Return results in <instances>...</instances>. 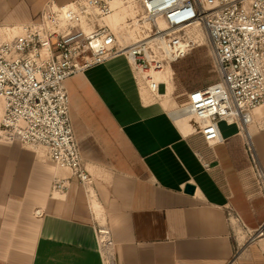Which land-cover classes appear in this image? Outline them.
I'll return each instance as SVG.
<instances>
[{"label":"crops","instance_id":"crops-1","mask_svg":"<svg viewBox=\"0 0 264 264\" xmlns=\"http://www.w3.org/2000/svg\"><path fill=\"white\" fill-rule=\"evenodd\" d=\"M73 1L0 0V24L38 21L47 4ZM65 86L93 194L76 178L65 193L52 191L62 171L19 143L0 144V264H102L94 209L112 232L117 264H264V239L248 244L246 232L264 225V197L236 125L221 122L233 130L213 148L186 135L164 102H147L144 90L147 104L140 100L124 57ZM263 122L264 106L250 126L264 163Z\"/></svg>","mask_w":264,"mask_h":264},{"label":"built area","instance_id":"built-area-1","mask_svg":"<svg viewBox=\"0 0 264 264\" xmlns=\"http://www.w3.org/2000/svg\"><path fill=\"white\" fill-rule=\"evenodd\" d=\"M111 3L75 0L59 6L51 2L38 21L0 24L4 108L0 144L45 149L57 168L70 173L64 179L55 178L53 190L65 193L76 178L90 195L92 179L74 132L66 81L124 57L136 85L158 93L162 87L155 74L199 46L185 31L200 28L207 35L219 80L188 96L192 136L213 148L225 142L220 123L236 125L264 197V163L250 131L254 113L264 106V0H140L142 14L124 23L125 30L135 35L129 45L108 23L114 13ZM198 157L210 170L207 159L200 153ZM95 232L102 264H117L109 227L96 225ZM246 232L247 243L253 244L264 238V225Z\"/></svg>","mask_w":264,"mask_h":264},{"label":"rangeland","instance_id":"rangeland-1","mask_svg":"<svg viewBox=\"0 0 264 264\" xmlns=\"http://www.w3.org/2000/svg\"><path fill=\"white\" fill-rule=\"evenodd\" d=\"M112 6L115 9V14L113 15L111 22H108L112 29L116 32L119 39L123 42L124 41L120 33L123 32L126 39L128 41H135V35L131 31H126L124 23L128 18H134L138 15L142 14L140 0H111ZM115 1V2H114ZM186 35L194 40V42L199 43V46L196 47L185 59L174 63L167 71L166 76H162V80L166 83V85L162 86L160 94H152L147 88L143 86H137V95L142 100L144 104L143 98V90L144 92L150 94L151 97L145 98V100L149 103L152 102H164L168 108H170L174 113L181 114L185 119L187 124L183 122L179 123L183 126V129L186 126H192L190 123V118L187 112L184 110L187 108L188 96L194 90L205 88L209 85L215 84L218 82V74L215 68V64L212 57V52L209 47L207 36L206 34L201 31L200 28H191L185 31ZM134 35V36H133ZM125 45V44H124ZM96 68V67H94ZM92 69V68H91ZM0 104L3 105V101L0 99ZM182 112V113H181ZM175 115V114H174ZM2 120V115L0 117V122ZM193 129L194 127H190ZM222 129V130H221ZM220 130L223 134H227L233 130V127H225L221 126ZM192 132V133H193ZM191 133V135H192ZM222 134V135H223ZM25 149L30 150L42 163L46 166H54V170L57 172L62 171L66 177L70 176L68 171L61 170L57 168L50 160L47 154V151L43 148H33V147H24ZM54 180L52 183L53 190ZM86 191V190H85ZM91 194L93 191L91 190ZM55 195V193H54ZM93 198L88 197V202L90 206L93 205L92 202ZM92 216L96 225H103L99 214L94 209L92 212ZM36 217H40L39 213L35 214ZM244 237V235H240Z\"/></svg>","mask_w":264,"mask_h":264},{"label":"bare ground","instance_id":"bare-ground-1","mask_svg":"<svg viewBox=\"0 0 264 264\" xmlns=\"http://www.w3.org/2000/svg\"><path fill=\"white\" fill-rule=\"evenodd\" d=\"M113 4V3H112ZM111 4V5H112ZM113 7V6H112ZM114 8V7H113ZM115 9H114V13L110 16V18L108 19V22H111L110 20L112 19V17H113V15L115 14ZM111 25V24H110ZM113 27V26H112ZM201 31H203V29H201ZM204 32V31H203ZM205 33V32H204ZM206 34V33H205ZM120 36H121V38L124 40V41H126V42H124V44L125 45H129V44H131V43H133L132 41H128V39H126V37H125V35H124V33L123 32H121L120 33ZM134 36V35H133ZM207 36V35H206ZM190 40H192V41H194L193 39H191L190 37H188ZM172 65H170L169 63H166L165 65H164V67H163V69L160 71V72H157L156 74H155V79L160 83V85H161V87L162 86H164V85H166V83L161 79L162 78V76L164 77V76H166V73H167V71H168V69L171 67ZM145 90V89H144ZM156 94H159L160 96H161V94H160V91L158 92V93H155L154 95H156ZM185 112L187 111V109H185L184 110ZM182 113V112H181ZM174 117V119L178 122V123H181V122H183L184 124H187V122H186V119L181 115V114H179V113H176V115H174L173 116ZM190 127H192V126H190V125H188V126H186V128L184 129L185 130V133H186V135H190L192 132H193V129H191ZM91 195V194H90ZM264 239V238H263Z\"/></svg>","mask_w":264,"mask_h":264},{"label":"water","instance_id":"water-1","mask_svg":"<svg viewBox=\"0 0 264 264\" xmlns=\"http://www.w3.org/2000/svg\"><path fill=\"white\" fill-rule=\"evenodd\" d=\"M195 191H196V188H195V186H193V185H187V186L185 187V193H186V194L194 195V194H195Z\"/></svg>","mask_w":264,"mask_h":264}]
</instances>
